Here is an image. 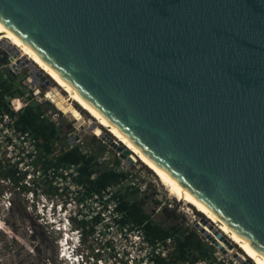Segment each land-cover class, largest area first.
Returning a JSON list of instances; mask_svg holds the SVG:
<instances>
[{
	"label": "water",
	"instance_id": "water-1",
	"mask_svg": "<svg viewBox=\"0 0 264 264\" xmlns=\"http://www.w3.org/2000/svg\"><path fill=\"white\" fill-rule=\"evenodd\" d=\"M0 22L264 261V0H0Z\"/></svg>",
	"mask_w": 264,
	"mask_h": 264
},
{
	"label": "built area",
	"instance_id": "built-area-1",
	"mask_svg": "<svg viewBox=\"0 0 264 264\" xmlns=\"http://www.w3.org/2000/svg\"><path fill=\"white\" fill-rule=\"evenodd\" d=\"M19 70L20 68L16 73H12L18 74ZM3 76L0 73V80ZM10 79L13 80L11 77ZM38 83L41 90L49 84L47 80ZM21 84L31 85V79H27V84L23 82ZM41 90L31 89L27 100L18 91L0 90V183L11 185L14 190L22 193L26 200H29V208L34 212V217L45 229L60 234L55 243L58 247V257L63 264H157V259L167 261L176 240L180 237L179 234L149 238L146 224L130 220L123 211L121 205L127 196H120L113 184L96 185L97 174L94 172L83 174L79 164L44 166L46 158L56 155L54 152L45 157L43 145L45 138L48 137L39 135L21 120V113L28 107L29 101L40 97ZM42 95L44 101L50 102L44 97L45 92ZM39 103L41 100L36 99L35 105L38 106ZM42 117L46 119L44 114ZM55 119L51 114L46 120L54 123ZM74 136L77 138L73 143L68 142V139L72 140ZM56 142L58 140L53 144L54 148ZM66 142L64 150L66 152L74 147L79 146L80 149L83 147L82 137L78 133L66 135ZM110 159L107 152L103 155L101 163L112 167ZM99 162L98 159L96 164ZM7 168L16 171V176L19 177L17 184L9 178L2 177L1 171ZM116 168L126 172L130 166L126 167L119 163ZM129 185L130 188L133 187L132 190L137 189L140 193L145 191V187L143 190L140 189L139 183L136 184L134 181L129 182ZM0 196L2 206L8 209L11 205L8 194L0 192ZM167 206L171 207L170 204ZM160 209L161 206L158 205L155 210L157 212ZM186 213L190 215L189 222H194L192 228L198 238L213 248L210 257H205L194 264L229 262L241 264L234 256L243 262L250 261L243 252L242 254L233 252L232 242L229 241L231 247L228 248L215 234L204 230L206 227L211 230L210 225L213 226L206 218L199 219L189 208L186 209ZM204 220L208 224H204ZM196 226L215 239L226 254L215 248ZM88 243H91L88 246L89 250L84 251ZM35 248L36 245L33 249ZM35 252L39 258L41 253L36 249Z\"/></svg>",
	"mask_w": 264,
	"mask_h": 264
},
{
	"label": "rangeland",
	"instance_id": "rangeland-1",
	"mask_svg": "<svg viewBox=\"0 0 264 264\" xmlns=\"http://www.w3.org/2000/svg\"><path fill=\"white\" fill-rule=\"evenodd\" d=\"M13 54H15V52ZM15 55L16 57H14L11 62V54L6 52V49L0 45V67H2V69L0 68V73L4 75L2 78L4 80L3 83L9 85L7 91H18L22 93L23 97L27 100L31 89L35 90L38 88L41 90V86L38 83L40 81L32 80L28 74L30 70L26 65H22V68L20 67L18 74H14L10 71V64H15L20 54L16 53ZM38 71L43 77H45V80L49 82V84L44 86L41 90L42 94L45 92L47 87L53 86V88H58L48 75L44 74L39 69ZM12 74L14 76H12ZM28 78L31 79V85L27 84ZM22 82L27 85L21 84ZM30 87L31 89H29ZM42 94L40 97H36L35 99L29 101L27 108L34 109L37 107L39 112L45 115L46 119L50 118L51 114L55 116L56 121H53L54 123H50L42 117L46 125L54 124L53 130L57 134L64 135L67 133L66 135H68L69 133H78L82 137L84 147L88 149L95 148L97 153L96 158L108 152L112 162L119 161L122 163L112 149L105 145L94 134L87 132V122L94 120L86 112L82 111V109L71 101V106L82 117L79 121L75 120L70 117L69 114H65L56 109L50 102L44 101ZM61 94L63 97L66 96L63 91H61ZM36 99L41 100V103H39L38 106L35 105ZM67 125H70V129L68 130L66 129ZM102 131L111 137V135L107 133L108 131L104 128ZM65 147L66 145H64V143L62 144L59 141L56 142L55 154L58 155L60 153H64ZM101 167L103 169V165ZM127 175L128 177L130 175V177H127L128 181L125 182V186L126 184H129V182L134 181L136 184L139 183L140 189L143 190L145 187V191L142 192V195L137 199L135 198L138 201H135L134 197L130 196L126 197L125 201H132L137 207H139V209H141L140 211L143 215L146 214L147 218H150L153 224L150 232L151 237L158 235L160 238L168 234L169 232L167 229L169 224L180 229H193L192 227L194 222H189L191 218L189 217V213H186L187 208L191 209L194 214H196V217H199V219L205 218L204 215L195 210L192 206L184 203L183 201H179L175 197L173 198V196L170 195L164 186L158 181L154 173L139 160L130 165V168L127 169ZM0 192L8 194L11 202L9 208L5 209L1 204L0 196V264H63L58 257V247L55 243L58 235L60 234L53 231H47L45 227L34 217V212L29 208V200L27 201L22 193L14 190L11 185L0 183ZM149 199L151 200V208L147 205V200ZM153 202L155 203L153 204ZM167 204H170L171 207H168ZM158 205L161 206V209L156 212L155 209ZM168 214H170V216L174 219L172 223L166 221ZM35 245V249L41 253L39 258L37 257L35 249H33ZM90 245L91 243H88L86 247H84V251L89 250L88 246ZM233 249V252L242 254V251L234 244Z\"/></svg>",
	"mask_w": 264,
	"mask_h": 264
},
{
	"label": "bare ground",
	"instance_id": "bare-ground-1",
	"mask_svg": "<svg viewBox=\"0 0 264 264\" xmlns=\"http://www.w3.org/2000/svg\"><path fill=\"white\" fill-rule=\"evenodd\" d=\"M0 45L4 47L8 53H19V57L14 65L22 64L27 65L32 69V74L35 75L37 70H41L44 74L48 75L52 81L57 85V89L53 86L48 87L45 90V98L48 99L56 109L62 111L65 114H69L75 120H81L82 117L71 106L70 102H74L82 111L86 112L94 121L87 122V125L95 124L96 127L92 131H101L104 128L107 133L118 144H122L129 152L130 159L132 161L139 160L149 170H151L158 181L164 186L166 191L184 203L192 206L195 210L200 212L204 217L214 226V228L221 234L226 236L232 244L236 245L243 254L252 262V264H264L259 257L252 253L247 247H245L238 239H236L229 231H227L220 223H218L196 200L195 198L182 187L174 178H172L167 172L162 170L157 164L148 156L137 150L126 140H124L107 122H105L99 114L73 89L71 88L50 66H48L28 45H26L18 36H16L11 30L0 22ZM5 51V50H4ZM32 64H34V67ZM22 68V67H21ZM38 68V69H37ZM37 75V74H36ZM37 80L41 82L45 81L42 76H37ZM36 80V81H37ZM45 85V84H44ZM66 96H62L61 91ZM75 122V121H74ZM79 128V127H78ZM177 200V201H178ZM212 227L204 228L209 233H215V229ZM1 229V228H0Z\"/></svg>",
	"mask_w": 264,
	"mask_h": 264
},
{
	"label": "trees",
	"instance_id": "trees-1",
	"mask_svg": "<svg viewBox=\"0 0 264 264\" xmlns=\"http://www.w3.org/2000/svg\"><path fill=\"white\" fill-rule=\"evenodd\" d=\"M53 125H52V129L54 128ZM66 129L67 130L70 129V125H67ZM66 134L67 133H65L64 135L56 134L55 137H52L50 139L45 138L43 145L44 147L43 152L45 154V157L50 156L51 154L56 152V148H54L53 144L57 139L60 143L62 144L64 143V145L67 144ZM67 156L68 154L66 153H62V154L60 153L58 155L51 156L50 158H46L44 161V166H48V165L54 167L66 166L69 164L65 159L67 158ZM115 163L118 165L120 162L116 161ZM101 166L102 164H95L93 167H90L88 170V174L94 172V173L106 175L107 171H105L104 168L102 169ZM1 175L4 178H9L14 184H17L19 181V177L16 176V171L12 168H7L5 170H2ZM97 180H96V185H98ZM120 196H125V197L128 196V188H125V190L123 191L122 194H120ZM123 202H125V199H123ZM167 217L168 218L166 221L172 223L174 219L170 216V214H168ZM152 225L153 224L147 227V236L149 238H156V237L159 238L158 235H156L155 237H151L150 232ZM167 230L169 233L166 234L165 236H170V235L175 236L179 234L180 237L178 238V240H176V244L174 246L172 253L168 257V260L164 261L162 259H157L156 262L157 264H186L187 261L188 264H194L195 262L205 257H210L213 248L201 242L194 229H188V228L180 229L177 228L176 226H172L171 224H169ZM165 236H162L160 238H163Z\"/></svg>",
	"mask_w": 264,
	"mask_h": 264
},
{
	"label": "flooded vegetation",
	"instance_id": "flooded-vegetation-1",
	"mask_svg": "<svg viewBox=\"0 0 264 264\" xmlns=\"http://www.w3.org/2000/svg\"><path fill=\"white\" fill-rule=\"evenodd\" d=\"M1 82H0V84H3V79H1L0 80ZM13 81V80H12ZM45 125V126H44ZM45 127H46V129H45ZM51 131H53V129H52V125L51 124H49V126L48 125H46L45 124V122L42 124V127H41V129H40V132H43L44 134H45V136L46 137H48L49 139H50V137H51ZM75 153H78L79 155H80V157L79 156H76V157H73V158H78V160H80L79 162H78V164L80 165V167H81V170H82V168H84V169H87L88 167H89V165L91 166H93L94 164L93 163H95V160H96V162H97V160L99 159L100 160V162H99V164H103V163H101L103 160H102V158H103V155L102 156H100V157H97L96 158V150H95V148H91V149H88V148H86V147H82L81 149L79 148V146H78V148H76L75 149ZM85 157H89V158H91V159H93L94 160V162L93 163H88L86 160H83ZM109 162V161H108ZM112 162V160H110V163ZM81 163V164H80ZM77 164V163H76ZM96 164V163H95ZM112 164H113V166L112 167H107V165H106V167L108 168V169H110V170H108L107 172H108V175H107V177H106V179L103 181L104 183H106V184H113L114 186H116V188H117V193H119V194H122L123 193V191L125 190V188H128V196L127 197H134V200L135 201H138V200H136L138 197H140L141 195H142V193H140L137 189H134V190H132V188L133 187H131L130 188V185L129 184H126V186H125V182H127L128 181V179H127V177H128V175H127V171L126 172H123V171H120V170H117V168H116V166H117V164L115 163V162H112ZM82 165H83V167H82ZM119 165V164H118ZM129 178V177H128ZM136 198V199H135ZM132 200V199H131ZM137 203V202H136ZM147 205L150 207L151 206V200L149 199V200H147ZM155 202H153V204H154ZM129 206H133V207H129ZM121 207H122V209H123V211L125 212V214H126V216L130 219V220H132V221H137V222H139V220H137L136 219V216H137V214L139 213L140 215L142 214L141 213V211L140 210H138L137 211V209L139 208V207H137L132 201H125V202H122V205H121ZM151 208V207H150ZM160 211V210H159ZM152 222V221H151ZM160 233V232H159Z\"/></svg>",
	"mask_w": 264,
	"mask_h": 264
},
{
	"label": "crops",
	"instance_id": "crops-1",
	"mask_svg": "<svg viewBox=\"0 0 264 264\" xmlns=\"http://www.w3.org/2000/svg\"><path fill=\"white\" fill-rule=\"evenodd\" d=\"M8 88H9V85H7L6 83L0 84V90L1 91H7ZM42 116H43V114L39 112V109L37 107H35L34 109L33 108H26L21 113V120H22L23 124H25L29 128H31V129L35 130L36 132H38L39 135H45L43 132H40L42 124L45 122L43 120ZM45 129H46V127H45ZM50 133H51V137L50 138L55 137L56 134H57L54 130L51 131ZM75 149L76 148L74 147V148H72L71 150H69L67 152L64 151V152H66V154H68L67 158H65V159L67 160V162L69 164L70 163H74V164L77 163L78 164V162L80 161V160H78V158H73V157H76V156L80 157V155L78 153H75ZM83 160H86L88 163H93L94 162V160L89 158V157H85ZM95 163H96V160H95ZM95 163H93V164L95 165ZM102 165H103V168H104L105 171L110 170V169L107 168L108 166L106 167V164L103 163ZM93 166L89 165V167L87 169L82 168V172L87 174L89 168L93 167ZM82 167H83V165H82ZM96 174H97V178H98V180H97L98 185L103 184L104 183L103 181L106 179V177L108 175V172H106V175H102V174H98V173H96ZM129 207H133V206H129ZM138 210H141V209L138 208L137 211ZM139 213L137 214L136 219L139 220V222L145 223L146 226L149 227L152 224L150 218H147L146 214H144V215L141 214L140 215Z\"/></svg>",
	"mask_w": 264,
	"mask_h": 264
}]
</instances>
